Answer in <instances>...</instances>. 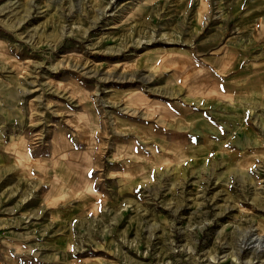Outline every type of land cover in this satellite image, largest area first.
Masks as SVG:
<instances>
[{"label": "rangeland", "instance_id": "374dc122", "mask_svg": "<svg viewBox=\"0 0 264 264\" xmlns=\"http://www.w3.org/2000/svg\"><path fill=\"white\" fill-rule=\"evenodd\" d=\"M0 264H264V0H0Z\"/></svg>", "mask_w": 264, "mask_h": 264}, {"label": "crops", "instance_id": "0c3cea01", "mask_svg": "<svg viewBox=\"0 0 264 264\" xmlns=\"http://www.w3.org/2000/svg\"><path fill=\"white\" fill-rule=\"evenodd\" d=\"M209 60H212V62H210V63L209 62H205V63H208L211 67H213L214 64H217L218 69H215L213 67V70L216 71L218 76L222 75V73H220V71L218 72V70H221L222 66L226 67V72L225 73L228 74V75L225 76L222 81H221V78H219V80L221 81L222 87H223L225 92L231 93L232 95H234V96L236 95L237 96L238 92L236 91V89H238V91H241V93L244 96H247L248 92H247V85L246 84H248L247 83L248 79H244V81L242 83H238L237 79H236V76H235L234 70H235L236 54H235L234 50L231 51L230 47H229L228 51L225 52V54H221L219 56H211L209 58ZM219 63L221 64L220 66H219ZM245 76L246 75H244V77Z\"/></svg>", "mask_w": 264, "mask_h": 264}, {"label": "bare ground", "instance_id": "6f19581e", "mask_svg": "<svg viewBox=\"0 0 264 264\" xmlns=\"http://www.w3.org/2000/svg\"><path fill=\"white\" fill-rule=\"evenodd\" d=\"M259 238V237H258Z\"/></svg>", "mask_w": 264, "mask_h": 264}]
</instances>
